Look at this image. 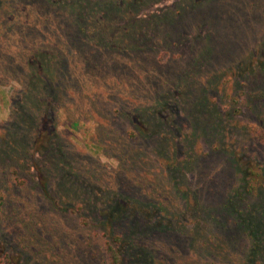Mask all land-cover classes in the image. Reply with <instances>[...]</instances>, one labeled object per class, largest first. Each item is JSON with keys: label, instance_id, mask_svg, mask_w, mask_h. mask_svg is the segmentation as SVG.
Instances as JSON below:
<instances>
[{"label": "rangeland", "instance_id": "obj_1", "mask_svg": "<svg viewBox=\"0 0 264 264\" xmlns=\"http://www.w3.org/2000/svg\"><path fill=\"white\" fill-rule=\"evenodd\" d=\"M50 1L47 6L43 0H0V145H4L7 151L9 148L14 150L13 156L5 154L0 157V191L7 199L6 209L16 219L17 227L19 228L20 223L28 221V231L30 223L33 224L28 231V239L20 244L16 233H13V236L17 240L7 238L4 224L6 220L0 214V264H109L105 251L107 238H104L108 226L107 222L102 220L103 210L99 201V198L105 195L102 193L105 189L99 184L95 185L92 179H87L84 175L87 182L80 172L73 170L65 173L66 177L68 176L67 181H71L68 187L71 190H56V173L65 171L64 165H61L65 159L59 158L57 163H52L49 156L43 153L49 146L47 138L37 142L36 148L41 153L36 156L42 165L52 167L53 173H47L48 178L46 176L45 180H42L39 169L29 160L27 148H30V135L25 133L22 127L24 115L35 117L36 107L33 109V102L37 99L39 102L43 98V104L46 103L50 109L47 112L50 119L48 118L46 127L49 130H57V140L68 147L71 158H80L78 169L87 175L84 167H99L102 173L111 174L114 179L110 182L113 186L111 194L120 193L117 189H121V192L127 194L135 192L136 196L138 191H144L150 196L154 194L150 191L154 188L159 193L158 196L155 195L159 203L165 202L169 209L176 210L181 207V202L173 191L172 180L168 179L171 178V173L175 175V172L170 167L166 168V164L160 167L161 162L176 161L172 160L174 156L171 146L167 143L168 137L161 143L150 145V158L158 160L155 170L144 173L139 166L122 165L119 157L126 155L122 153H130L129 155L133 156V150H141L142 142L139 138L126 139V134L131 132L129 129L133 130L138 126L131 120L123 126L119 120L120 115L130 113L128 119L139 118V121H135L139 124L142 117H152L149 113L158 104L157 101H164L172 107L170 111L166 110L162 117L163 126H156L159 132H168L170 125H175L179 119L188 116L201 133V128L212 124L213 116L209 121L211 114L207 113L205 107L208 106L210 111L216 112L214 114H222L219 122L222 121L226 125L229 123L230 129L226 126L225 131H221L218 137L220 140L225 134L226 141L236 137L237 127L257 123L264 126V94L258 93L255 87L264 82V74L262 76V73L258 72L256 77L251 76L255 68L258 71V66L262 62L264 64V57L258 56L259 51L261 52L259 44L264 43V0H187V4L185 0H154V4L149 0H141L142 8L135 16L130 12H122L123 8L117 9L114 6V2L122 5L126 0H87L86 3L85 0ZM79 3H84L83 12H76L73 16L74 22L69 19L73 22L71 24L60 14V10L52 6L69 4L78 7ZM180 7L185 9L184 15L180 14ZM172 14L173 18H170ZM157 16L169 18L164 23L166 26H156L154 17ZM170 19H174L178 25V28H171L174 40L162 42L158 27L169 30ZM153 20L155 27L147 31L146 23ZM70 27L72 30H84L82 38H85L88 44L92 43L93 47L106 43L105 46H113L112 49L117 53H109L115 58L103 57L100 66L92 53H89L93 67L91 66L90 70L79 69V63L75 70L71 68L69 72L76 78V82L69 79L65 90L57 88V95L54 94L52 99L45 100L44 87L41 89L40 86L48 80L49 73L57 72L59 57H50L41 49L51 43L53 47L62 46L68 54L80 53L69 45L68 37L64 33ZM128 30L138 42L147 37L148 45L133 42L132 45L140 51L130 53L125 42ZM110 36L114 38L115 43L108 44L107 37ZM100 47L106 50L104 46ZM199 55H202L201 60L198 59ZM240 56L251 60V73H233L232 64L234 61L239 62ZM34 59H37L39 67L30 65ZM39 60L44 65L45 61L49 63L48 73L39 75L43 70ZM197 60L199 65L193 70L192 64H196ZM141 63H146L147 69L138 71L137 77L132 79V70L137 67L136 64ZM117 64L127 71L120 69L115 76L105 74V67L114 68ZM32 69L36 71L34 75L39 79L32 78V82L26 84L27 73ZM24 70L27 71L26 76H23ZM126 79L130 82L126 83ZM250 79L253 80L251 86ZM82 83L90 84L89 91L99 93L104 101V104L94 103L91 112L87 114L82 113L77 104L80 91H84ZM237 85L249 94V98L237 106L242 105L241 113L227 112L223 108V99L227 93L225 89L228 86L236 88ZM65 91L74 99L70 100ZM110 94L117 97L111 98ZM133 94L139 99H134ZM13 96L16 97L14 100ZM250 100L252 105L258 108L254 110L249 107L247 102ZM36 116L38 117V114ZM68 141L71 143L69 146L65 144H68ZM199 143L202 146V155L210 152V145L203 136L200 137ZM101 145L106 148V152L101 150ZM163 153L170 155L162 158L160 155ZM59 154L64 156L63 150H60ZM54 157L58 158L56 155ZM73 166L75 167V164ZM201 170L202 168H198L187 173L189 182H186L185 174L182 173L175 179L179 181L178 188L181 192H190L188 195L191 203H188L191 210L196 206L191 193L202 182ZM160 171L163 173L162 177L159 176ZM211 172L215 175L214 183H225V173L218 171L217 166L212 167ZM50 177L55 181L47 182ZM108 179L110 177L106 183H109ZM259 179L256 178L258 181ZM84 180L91 187H88ZM77 182L80 183L79 186ZM259 184L261 183L257 182V185ZM95 186L99 190L94 188ZM255 195L257 193L253 192L250 199L254 204L259 202ZM137 197L139 198V193ZM132 215L136 224L133 232L128 233V239L140 234L141 239L147 237L146 245L149 246L136 251L139 257L136 259L137 264H213L206 259L207 252L213 254L215 251H212L211 246L221 242L225 244L228 237L227 231H217L215 227L216 237L213 236L211 221L206 217L201 219L197 213L175 218L174 234L165 236L149 232L155 220L151 222L139 213ZM213 237L214 241L211 242ZM24 244L27 245L28 251H18ZM124 245L125 242L120 246ZM49 249L52 251H48ZM244 249L245 247L241 250ZM241 253L243 252L240 251L239 255ZM239 262L240 257L231 255L229 262L224 264H240ZM254 262L262 264L258 259Z\"/></svg>", "mask_w": 264, "mask_h": 264}, {"label": "trees", "instance_id": "obj_2", "mask_svg": "<svg viewBox=\"0 0 264 264\" xmlns=\"http://www.w3.org/2000/svg\"><path fill=\"white\" fill-rule=\"evenodd\" d=\"M43 1H46L47 6L51 3L50 0ZM88 1L85 0L84 3ZM149 1L151 4H154L156 3V1L158 2L160 0H156L155 2L154 0ZM89 2H92V0ZM184 2H186L187 4V0H185ZM84 3H79L78 7L69 4L62 5L61 7H57V5L55 4H52V6L56 10H60V14H62L66 21L71 24L74 22L73 16L76 14V12H83L82 7ZM140 3L141 0H126L125 3L122 5L120 3L116 4L114 2V6L117 9L123 8L122 12H130L132 16H135L138 11L142 8V5ZM183 6H185V4ZM179 11L181 15H184L185 9H182L180 7ZM169 17L173 18V14ZM154 18H156L154 19L156 21V26H166L164 25V23L166 20L169 19L167 16H157ZM69 19H71L73 22H71V20ZM154 20L150 23H146V25H148L147 31H149L150 28L155 27L153 26L155 25L153 24ZM170 21L171 22L169 23L172 26L168 25L169 30H163L161 27H158V35H162L160 36V40L162 42L174 40V37H172L173 31H171V28H178V25H176L174 19H170ZM199 22H197V24ZM83 32L84 30H72L71 27L64 32L68 37L69 45L75 50L80 51V53L78 54H68L65 52L62 46L53 47L51 43H47L46 47L41 49L42 51H44L43 53L50 55V57H59V65L57 67V72L54 69V74L49 73L50 77H48V80L45 81L44 84L42 83L40 86L41 89L44 87L45 100L52 99L53 95L56 94L57 88H63L65 90L67 88V83L70 81L69 79H73L76 82V78L72 76L69 71L72 69L75 70L76 66L79 63V69L84 68L86 70H90V67H93V63H91L92 57H89V53H92V55L95 57V60L99 62V66L100 61L103 57L106 56L107 58H115L113 55H109L111 51H113L115 55L117 53L112 49L113 46L111 48L110 46H105L107 45L106 43H102L100 46H104L106 50H104L100 46L93 47L92 43L88 44L87 40L85 38H82L81 34ZM165 37H168V39L166 40ZM107 41L109 42H107L108 44L115 43L114 38L111 36L107 37ZM121 42H123V40ZM125 42L130 50V53H132L133 51L139 52V48H135L132 45L133 42L147 46L148 38L146 37L145 39L141 40V42H138L136 37L133 36L132 33L128 30L127 35H125ZM259 46L261 52L258 50L257 47V50L259 51L258 56L263 58L264 43H260ZM121 47L122 44L120 48ZM137 47H139V45ZM201 58L202 55H199L198 59L201 60ZM36 60L37 59H34L30 63V65L38 66ZM45 63L46 64L44 65L39 60V64L43 67V70L39 72V75H41L43 72H49L50 65L46 61ZM69 63L71 65H68ZM192 65L194 70L195 66L199 65L198 60L196 61V64ZM232 66H234V68H231L232 71L234 70L233 73L237 72V74H240L245 71L250 72L252 63L249 58H241L240 56L239 62L234 61ZM110 67L113 68V66ZM110 67H105V74L108 76L117 75L120 69L127 71L126 68L120 66L119 64L115 65L113 69H111ZM135 67L136 68H134L131 73L132 79H134V77H137L138 71L146 70L147 64H136ZM258 69L260 70L256 71L255 68L252 73L250 72L251 76L256 77L257 75H259L258 72H260V74L262 73L261 75L263 76V62L260 66H258ZM26 73L27 71L23 73V76H26ZM34 73H36V71L33 69L32 71H29L27 73L28 81L26 82V84L31 83L32 78L35 80L39 79V77L37 75H34ZM128 81L129 80L126 79V83ZM252 81L253 80L250 79V86L252 85ZM22 83L24 84L23 81ZM81 85L84 91H80V99L78 100L77 104L80 107L82 113H90L94 106V103L97 105L104 104L102 95L94 91H89L88 86H90V84L86 85L82 83ZM255 87L258 93L261 92L262 94H264V82ZM232 88L234 87L228 86L225 89L227 93L226 97H224L223 99V108L227 112L241 113L242 105L239 107L237 106L239 104H243L246 100H248L249 94L242 91L239 85H237L234 89ZM65 94H68V98L70 100L74 99V97L71 96L68 91H65ZM109 97L116 98L117 96L114 94H110ZM132 97L134 99H139L136 94H133ZM15 98L16 97L13 96V100ZM157 103L158 104L155 106V108L153 107V111H150L149 113L152 114L151 118L145 116L140 119V122L142 124L140 122L139 124L135 122L137 120L139 121L138 115L136 116L138 119L134 117L128 119L127 116L130 113H126V115H120V119L118 117L122 125L131 120L134 121L133 123H136L138 126L134 127L133 130L129 129L131 130V132H128V134H126V139L139 138L142 142V145L140 146V151L133 150V156L129 155L130 153L127 154L124 152L122 154L126 155H121L119 157V161L122 163V165H126L128 167L132 165L139 166L141 171L144 173H147L151 170H155V164L158 162V160L150 158V150L152 149L150 145L154 146L157 142L161 143L163 139L168 137L167 143L171 146L172 155L174 156L172 160H176L174 161V163L177 164H174L172 161L167 160V163H165V161L161 162L160 167L165 166L166 164V168L170 167L171 170L173 169L172 171L175 172V175L171 173V178L168 179L172 180L171 183L173 186L172 188H174L173 191L174 193H176L177 199H180L181 203H179V205L182 208L179 206L180 208H177L176 210H171L168 208L165 202L159 203L157 197H155V195L158 196L159 193L154 188L150 190L152 193H154L150 196L147 192L138 191L139 198L137 197L138 193L137 196L135 192L127 194L124 191L121 192V189H117V191H120V193L111 194V191H113L111 190V188L113 186H111L110 182L114 181V179L111 174L102 173L99 167H84V170L86 171L87 175L84 174L80 169H78V166H80V164L78 163L80 158H71L70 150L68 149V147H66L64 143L62 144L57 140V130H49L46 127L50 119L47 112L50 111V109L46 103L43 104V98H41L39 102L38 99L33 102V109L36 107L35 117L30 118L29 115H24L25 123L23 122L22 127L25 133L30 135V148H27V151L29 152V160L33 161L34 167H37L39 169L40 178L42 180H45L47 173H53V168L49 167V165L47 164L42 165L40 162H38L36 156L37 153H41L40 150L36 148L37 142L42 140L43 138H47L49 146L44 149L43 153L49 156V159L52 161V163H57L59 161V158L65 159L63 164H61L62 166L64 165L65 171H58L56 173L57 178L54 176L56 180V185H53L55 186L56 190H71L68 189V187L71 185V181L70 179L67 181L68 176L66 177L65 173H67V171L69 172L73 170L77 173L80 172V174H82L83 176H87V179H92L95 185L99 184L100 187H103L105 189V192H102L105 193V195H102L99 198V201L100 207L103 210L101 213L102 220L104 222H107L108 226V229H105L106 235L104 236V238H107L105 251L107 253V259H109V264H137L136 259L138 257V253L136 251H141L142 249L147 248L148 245H146L145 240L146 236L141 239V236L139 234L138 236H132V238L128 239V233L130 231L132 233L135 229L136 223L133 217L134 215H132L135 213H139V215H142L144 218L148 219L151 222L155 220L156 222H153V226H150L151 229H149V232L153 231L157 234H162V236L169 235L171 233L174 234L175 218H183V216L185 215L197 213L201 219L206 217L208 221H211V234L213 236H215L214 227L217 231H227L228 235V237L225 239V244L221 242L215 245L213 244L211 246L212 251L215 252H212L213 254L207 252L206 259L208 261H211L213 264H224V262L228 263L229 257L233 255L234 257H240V264H255V259H258L260 262H262V264H264V189H261L264 188V126L257 123L256 125L250 124L245 125L244 127H237L238 134L235 135L236 137H232L231 140L226 141V135L223 133V138L218 140L220 132H224L226 126L230 129V125L229 123H227V125L226 123L223 124L222 121L219 122V118L222 117V114H214L216 113L215 111H210L209 107L205 106L207 113L211 114L208 117L209 121L211 120V116H213V118L211 121L212 124H210V126L203 127L200 129L201 133H199L197 125L193 124L192 121L189 120L190 117L188 116L179 119L175 125H170V130L168 132H159L156 129V126L158 124H163L164 120L162 117H164L166 110L170 111V108L172 106L170 105V103H166L164 101H157ZM247 104L254 110L255 108H258L252 105L251 100L248 101ZM123 108H127V106H123ZM172 109H174V107ZM127 111L128 109H126V112ZM220 112L221 111H219V113ZM212 113L214 115H212ZM37 114L38 117L36 116ZM118 114H120V112H118ZM174 114H176V111H174ZM201 136H203L210 145L211 150L210 152L206 153V155H202V146L199 143ZM65 144L68 146L71 145L69 141L68 144L66 142ZM62 147L63 149H61ZM100 148L101 150L106 152V148L104 146L101 145ZM60 150H63L64 156L62 154H59ZM126 152L128 151L126 150ZM5 154L7 156H13L14 150L9 148L7 151L4 145H0V157L5 156ZM54 155H56L58 158H55ZM168 155H170V153H163L160 156L163 158ZM74 164L75 167L73 166ZM214 166H217L218 171L225 173L226 181L223 185H220L219 182L214 183L215 175L213 172H211V168ZM198 168H202V170L200 171V179L202 182L201 184H198L197 189L194 188V190H192L191 197L196 201V206H194V209L191 210L189 206V203L191 202L189 201L188 195L190 194V192H181L178 188L179 181L175 179L177 178V176H179L178 174L182 173L185 174L186 182H189V176L187 175V173H189L191 170H198ZM160 170L163 173H166L165 171H163L162 168H160ZM43 171H45L46 173L44 174ZM161 171L159 173L160 177L163 176V173ZM85 176L84 179L88 182ZM108 177H110V179H108L109 183H106L105 181H107ZM255 177L260 178L259 181L256 180ZM46 178H48V176ZM117 179H119V176H117ZM55 180L50 177L47 182ZM257 182L261 184L257 185ZM132 183L134 182L132 181ZM22 184L25 185L24 182H22ZM79 184L80 183L77 182V186H79ZM85 184L88 187H91V185L87 184L86 182ZM94 188L97 187L95 186ZM93 190L97 191L96 189ZM155 192H157V194H155ZM253 192L257 193V195L255 196L259 200V202L256 204H254V202H250V199H252L251 194ZM83 200L85 199L83 198ZM6 205L7 199L5 195H3V193L0 191V214L6 220L4 224L8 233L7 238L12 237L16 239L13 236V233H16L18 235V242L22 244L21 241L28 239V231L31 230L33 224L30 223V225L28 226V231V221H26L25 223H20V226L18 228V223H16V219L12 216V214L9 213V210L6 209ZM57 205L58 207H61L60 204ZM82 208L83 206H81V210ZM13 212H15V210ZM201 215H203V217H201ZM213 241L214 237L211 239V242ZM123 242H125V245L124 247H121L120 245ZM244 247L245 249L241 250ZM27 249V245L24 244L21 250H17L28 251ZM239 250L243 252L240 255ZM48 251L52 250L49 249ZM128 254H131V256L129 257ZM8 257L10 256L8 255ZM9 261L12 263L11 259H9Z\"/></svg>", "mask_w": 264, "mask_h": 264}]
</instances>
